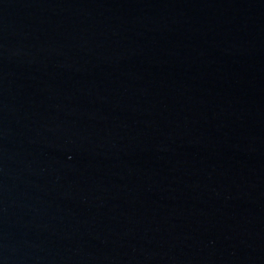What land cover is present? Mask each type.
Instances as JSON below:
<instances>
[{
    "label": "water",
    "instance_id": "1",
    "mask_svg": "<svg viewBox=\"0 0 264 264\" xmlns=\"http://www.w3.org/2000/svg\"><path fill=\"white\" fill-rule=\"evenodd\" d=\"M0 264H264V0H0Z\"/></svg>",
    "mask_w": 264,
    "mask_h": 264
}]
</instances>
